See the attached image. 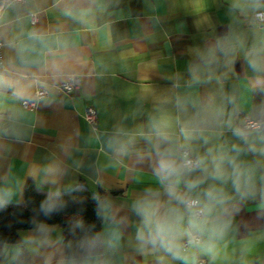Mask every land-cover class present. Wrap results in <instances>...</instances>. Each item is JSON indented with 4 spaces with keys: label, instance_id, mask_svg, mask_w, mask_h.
I'll return each instance as SVG.
<instances>
[{
    "label": "clouds",
    "instance_id": "9594fccd",
    "mask_svg": "<svg viewBox=\"0 0 264 264\" xmlns=\"http://www.w3.org/2000/svg\"><path fill=\"white\" fill-rule=\"evenodd\" d=\"M123 3L0 0V210L31 206L30 227L0 238V264H264V227L238 219L264 222V0H213L223 30L205 15L184 68L100 121L88 107L101 93L112 103L121 61H85L77 37L125 20L137 41L170 37L162 0L135 16ZM68 105L86 128L33 153L41 109ZM85 193L99 227L82 214ZM70 207L66 227L50 222Z\"/></svg>",
    "mask_w": 264,
    "mask_h": 264
},
{
    "label": "crops",
    "instance_id": "0c3cea01",
    "mask_svg": "<svg viewBox=\"0 0 264 264\" xmlns=\"http://www.w3.org/2000/svg\"><path fill=\"white\" fill-rule=\"evenodd\" d=\"M122 7L135 16L143 11V0H124ZM161 15L164 17L162 27L170 32L168 40L161 36L156 43L150 40L137 41L130 33L135 27L133 20L118 23L114 31L101 29L84 37H77V42L87 49L83 57L85 61L94 60L98 53L107 57L115 56L121 61L116 65L111 78L113 91L116 93L112 103L105 108L103 103L109 96L101 93L96 99L101 101L102 106L96 108L89 105L96 109L98 120H110L114 112L125 111L133 103L126 97L138 92L141 86H148L150 83L164 86L166 82L161 75L163 71L182 70L188 59L186 49L201 42L197 24L204 22L205 15L217 24V31H222L220 25L226 23L224 8L213 3V0H162ZM181 24L184 26L182 36L179 35ZM154 63L160 67L155 68ZM41 114L47 121V126L34 137L32 152L35 154L42 153L47 146L55 142L58 134L71 130L73 125L86 128L84 121L76 115L70 105L43 108ZM238 219L252 223L253 227H264V222H255L254 214L247 210L243 211ZM244 234L242 230L240 238ZM260 246L264 247V242Z\"/></svg>",
    "mask_w": 264,
    "mask_h": 264
},
{
    "label": "trees",
    "instance_id": "16d2710c",
    "mask_svg": "<svg viewBox=\"0 0 264 264\" xmlns=\"http://www.w3.org/2000/svg\"><path fill=\"white\" fill-rule=\"evenodd\" d=\"M26 198L31 199L34 204L38 205L39 201L43 198L32 187L31 181L25 193ZM88 197L82 213L87 222H96L99 227V221L96 220L94 212V203L90 199V193L84 194ZM31 206L29 208H17L9 206L5 210H0V238H7L10 240L17 239V231L30 227L28 221L31 217ZM76 209L70 207L65 213L56 215L50 222L59 223L61 226L66 227V220L71 216Z\"/></svg>",
    "mask_w": 264,
    "mask_h": 264
},
{
    "label": "built area",
    "instance_id": "2783aa9c",
    "mask_svg": "<svg viewBox=\"0 0 264 264\" xmlns=\"http://www.w3.org/2000/svg\"><path fill=\"white\" fill-rule=\"evenodd\" d=\"M88 110L92 111V112H96V109L94 107H92V106H89ZM96 118H97V112H96Z\"/></svg>",
    "mask_w": 264,
    "mask_h": 264
}]
</instances>
